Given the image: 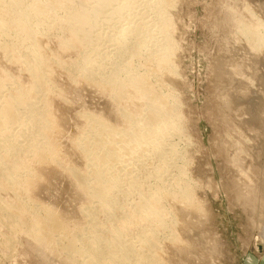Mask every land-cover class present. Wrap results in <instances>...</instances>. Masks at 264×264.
<instances>
[{"label":"rangeland","instance_id":"rangeland-1","mask_svg":"<svg viewBox=\"0 0 264 264\" xmlns=\"http://www.w3.org/2000/svg\"><path fill=\"white\" fill-rule=\"evenodd\" d=\"M95 1H30L41 14L39 19L48 26L53 27L64 17L67 8H77L92 20L91 25L79 28L85 33L78 37V29L65 32L52 29L49 35L38 33L32 43V50L42 60L56 56L70 63L72 69L73 74L55 65L47 68L49 83L56 95L50 100L51 113L62 132L61 138L56 139L61 145V156L68 159L65 162L71 160L69 163L74 164L76 161L74 165L84 168L68 143L70 139L81 137L85 130L80 127L84 122L83 114L100 115L115 126H122L123 122L115 114L116 104L108 93L96 89L95 84L77 73L84 71L85 64L89 66L88 56L98 53V64H103L105 76L109 75L112 67L120 65L123 56H130V52L138 51V47L146 43L143 42L145 37L135 39L134 34L139 33L134 27L124 45L125 52L121 53L123 47L115 44V35L126 25H133L128 21L136 20L135 25L145 21L144 28L140 29L143 36L152 33L157 40L167 36L172 39L171 61L177 74H165L158 78L160 80L157 76L149 79L157 86L155 91L161 93L163 101L175 98L177 112L182 113V132L189 137L187 144H183V153L188 154L189 174L195 180L197 205L201 207L200 211H192L190 219L177 220L184 230L177 228L180 241L177 248L172 244L165 255L166 262L261 264L264 250V42L254 49L242 33L256 23L264 25V0H164L163 8L171 21L168 34L155 22L161 20L152 12V4L157 0H104L100 4ZM255 30L254 39H264V26H256ZM61 38L71 39L70 48H59ZM159 42L150 46L159 48ZM115 50L120 52L113 60H106ZM25 51H30L32 57L31 42L9 56L10 60L0 49V75L9 82V88L17 80L28 85L34 82L21 70L19 56ZM143 55L142 52L139 56ZM137 60V56L131 58L133 62ZM36 69L40 73L41 67ZM138 100L135 102L141 104ZM133 107L137 108L135 103L129 109L135 110ZM143 107L142 115L146 113ZM22 121V117H18L10 130L17 129ZM138 126L134 121L121 128L129 133ZM133 143L127 140L128 145ZM134 163L128 164L127 169H134ZM37 170L43 181L37 192H32L31 200L42 201L37 204L46 203L65 213L66 222L81 226L80 233L84 236L87 226L79 214L85 202L74 193L64 175L50 166ZM2 197L12 199L14 194L5 193ZM101 217L99 220L103 221ZM8 236L6 228L1 226L0 264H62L55 258L43 261L42 251L34 247L25 231L21 232L13 249H5L4 241Z\"/></svg>","mask_w":264,"mask_h":264},{"label":"bare ground","instance_id":"bare-ground-1","mask_svg":"<svg viewBox=\"0 0 264 264\" xmlns=\"http://www.w3.org/2000/svg\"><path fill=\"white\" fill-rule=\"evenodd\" d=\"M30 1L37 0H0V49L9 59L31 42L32 57L30 51H25L19 60L23 65L21 70L34 80L31 85L17 80L9 88V82L0 75V227L6 228L9 234L4 248L13 249L19 235L25 231L34 247L42 251L43 261L55 258L62 264H168L166 253L180 241L177 228L184 230L177 220L190 219L193 210H201L197 205L195 180L189 174L188 154L183 153V144H187L189 137L182 132V113L177 112L175 98L163 101L158 90L156 94L157 86L149 79L177 74L171 61L172 39L167 36L157 40L152 33L143 36L140 29L145 21L135 25L136 20H131L128 23L134 26L127 23L115 35V44L122 45L121 53H124L128 35L136 27L139 34H134L135 39L145 37L143 42H146L138 51L123 56L120 65L112 67L106 76L105 66L98 64V53L88 56L86 62L90 64H85L84 71L77 73L80 78L108 93L116 104L115 114L123 122V128L134 121L142 127L128 133L100 115L83 114L84 122L80 127L85 130L81 137L68 141L73 155L84 165L80 168L74 165L76 161L71 164V160L65 162L68 159L61 156V145L56 139L61 138L62 132L50 106V100L56 95L49 83L47 68L55 65L73 74L70 63L56 56L42 60L32 50V43L38 33L49 35L52 29L63 32L78 29V37L85 33L79 28L91 25L92 20L77 8H67L64 17L53 27L48 26L39 19L41 14ZM163 1L154 2L152 12L156 19H161L156 20V24L168 34L171 21ZM101 2L104 0H97L95 4ZM255 25L264 26L261 22ZM256 26L242 33L254 49L264 42V39H254ZM158 41L159 48L150 46V43L157 45ZM70 46L71 39L59 40L60 49ZM118 52L113 51L106 60H113ZM142 52L144 55L139 56ZM135 56L137 62L131 61ZM37 66L41 67L40 73ZM136 99L141 104L135 102ZM133 103L140 106L133 107L132 111ZM142 107L146 108L144 115ZM18 117L23 121L17 129L10 130ZM127 140L134 143L128 145ZM131 162L135 168L127 169ZM49 166L64 175L74 193L85 202L79 214L87 226L83 227L86 231L81 230L85 231L84 236L80 233L81 226L66 222L65 213L46 203L39 206L37 203L42 201L31 200L32 192H37L43 181L37 168ZM5 193H13L14 197L3 199ZM101 215L103 221L99 220Z\"/></svg>","mask_w":264,"mask_h":264},{"label":"crops","instance_id":"crops-1","mask_svg":"<svg viewBox=\"0 0 264 264\" xmlns=\"http://www.w3.org/2000/svg\"><path fill=\"white\" fill-rule=\"evenodd\" d=\"M261 252H263V253H262V257H261V258H262V259H261V260H262V263H261V264H264V250H262Z\"/></svg>","mask_w":264,"mask_h":264}]
</instances>
